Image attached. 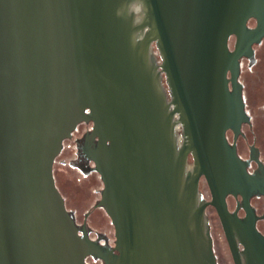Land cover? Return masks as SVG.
I'll use <instances>...</instances> for the list:
<instances>
[{
	"label": "water",
	"instance_id": "water-1",
	"mask_svg": "<svg viewBox=\"0 0 264 264\" xmlns=\"http://www.w3.org/2000/svg\"><path fill=\"white\" fill-rule=\"evenodd\" d=\"M0 264H264V0H0Z\"/></svg>",
	"mask_w": 264,
	"mask_h": 264
}]
</instances>
